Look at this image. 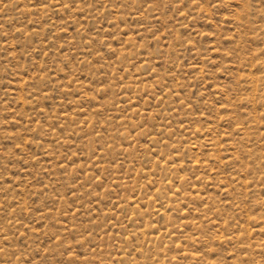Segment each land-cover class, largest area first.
Here are the masks:
<instances>
[{
    "label": "rangeland",
    "instance_id": "rangeland-1",
    "mask_svg": "<svg viewBox=\"0 0 264 264\" xmlns=\"http://www.w3.org/2000/svg\"><path fill=\"white\" fill-rule=\"evenodd\" d=\"M0 264H264V0H0Z\"/></svg>",
    "mask_w": 264,
    "mask_h": 264
}]
</instances>
